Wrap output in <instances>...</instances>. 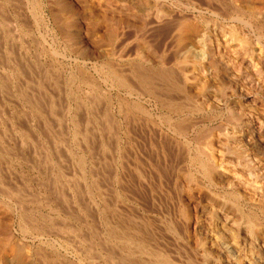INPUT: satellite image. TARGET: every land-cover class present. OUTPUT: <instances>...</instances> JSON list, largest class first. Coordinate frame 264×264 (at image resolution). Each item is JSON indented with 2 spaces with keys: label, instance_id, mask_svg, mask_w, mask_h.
<instances>
[{
  "label": "rangeland",
  "instance_id": "374dc122",
  "mask_svg": "<svg viewBox=\"0 0 264 264\" xmlns=\"http://www.w3.org/2000/svg\"><path fill=\"white\" fill-rule=\"evenodd\" d=\"M243 5L0 0V241L20 250L0 264H238L230 231L264 264V17Z\"/></svg>",
  "mask_w": 264,
  "mask_h": 264
},
{
  "label": "bare ground",
  "instance_id": "6f19581e",
  "mask_svg": "<svg viewBox=\"0 0 264 264\" xmlns=\"http://www.w3.org/2000/svg\"><path fill=\"white\" fill-rule=\"evenodd\" d=\"M241 2L243 1L245 5H243V7L245 6V9L248 10L251 13H256L261 15L262 17H264V0H240ZM241 7V6H240ZM244 12V11H243ZM238 14V13H237ZM240 14V13H239ZM243 14V13H242ZM241 14V15H242ZM255 14V15H256ZM244 16V15H243ZM105 18V17H104ZM238 21L240 23H242L243 25H248L251 26V24H249V22H243V19H238ZM183 25H181L182 27V33L179 39L180 44H186L187 42L189 43V41H191V38L195 37L197 35V28L194 27L192 24H190L189 22H184L182 23ZM241 24V25H242ZM263 29V28H262ZM243 30V29H242ZM242 31H240V33H237V31H233L232 32V37H230V39L224 40V43L222 44L224 46V48L229 49V47L231 46V42H239V44H248L247 42V38L244 37L243 34H241ZM259 34V33H258ZM261 33L258 35L260 37ZM217 41V40H216ZM241 42V43H240ZM217 45H219V42L217 43ZM246 46V45H245ZM186 57H184V60L182 61H186L189 60L193 63L194 66H196L198 68L199 73L196 74V79L197 78H204V73L202 72V65L199 63V61L202 59H204L198 52H195V54L193 55L192 52L190 51H186ZM181 61V62H182ZM195 68V69H197ZM113 69V68H112ZM154 70V69H153ZM161 75V74H160ZM109 76L114 78V80L117 82L118 85H120L119 87L123 86L125 89L132 88L131 84L127 81V79H125L124 77L118 75L115 72H110ZM109 77V78H110ZM111 78V79H112ZM141 78V77H140ZM147 78V77H146ZM200 80V79H199ZM150 81V79H149ZM202 81V80H200ZM199 81V82H200ZM151 83V82H150ZM204 84V82H202ZM144 84V83H143ZM201 84V85H203ZM146 87V86H145ZM147 92V91H146ZM153 94V93H152ZM166 103V102H165ZM176 106V105H175ZM125 118V117H124ZM169 118V117H168ZM125 122V121H124ZM259 126L260 128H262L263 123L260 121L259 122ZM177 128V127H176ZM199 136V135H198ZM210 140V139H209ZM206 142V140H205ZM202 143V142H201ZM210 143V142H209ZM206 143V144H209ZM211 144V143H210ZM258 162H262L264 164V159H262V157L260 156V158H258ZM204 163V162H203ZM203 166V173L206 175V177H211L213 174V167L206 165V164H202ZM259 169V168H258ZM217 171V170H215ZM259 173H261V168L259 169ZM263 175V174H260ZM255 221V220H254ZM253 220L249 219V223L251 225L257 226V224H255ZM231 232V233H230ZM230 241L228 242V244H225L222 248L223 252L225 253V255L229 258L232 259L234 261H238V264H241V256L238 252L235 251V249L237 248V238H238V234L236 232L230 231ZM264 236V235H263ZM2 238V237H1ZM254 238V237H253ZM132 239V238H131ZM11 238L10 237H4V239L2 238V240L0 241V254L8 252L10 254L15 255V257L20 255V250L17 249L14 244L11 242ZM130 240V239H129ZM133 240V239H132ZM146 249V248H145ZM153 250V249H152ZM158 256V255H157ZM159 260L157 264H168L167 260L165 259V257H162V255L159 256ZM189 262V261H188Z\"/></svg>",
  "mask_w": 264,
  "mask_h": 264
}]
</instances>
